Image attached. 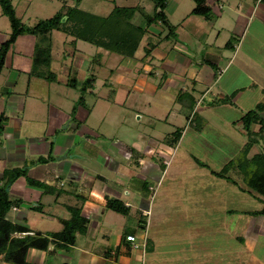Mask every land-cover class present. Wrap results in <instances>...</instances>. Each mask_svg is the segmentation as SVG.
Wrapping results in <instances>:
<instances>
[{"label":"rangeland","instance_id":"rangeland-1","mask_svg":"<svg viewBox=\"0 0 264 264\" xmlns=\"http://www.w3.org/2000/svg\"><path fill=\"white\" fill-rule=\"evenodd\" d=\"M11 1L13 6H18L20 10L18 18L23 16L22 24L25 27H33L39 21L50 19L57 14L62 16V20L66 17L63 15L72 9L104 18L112 13L115 7L130 10L131 22L141 25L143 20L152 17L158 10L153 0H80L77 7L73 0H31L21 1L20 4L16 0ZM174 2L178 4V8L173 14H170L173 6L170 0H167L164 10L174 27L173 39L169 41L168 46H164L166 51L168 48L169 50L174 48L175 52V45L181 46L185 55H188L187 58L192 61V65L199 70L197 80L200 83L196 85L193 94L190 85L187 86L192 96L188 95L194 97V102L204 100L203 105L198 104L199 108L196 107L197 109L194 110L188 109L187 104L190 99L185 92L178 94L175 89L149 92V86L156 87L164 83L161 75L163 71L159 69L160 62L152 63L156 77L144 75L140 73L142 66L135 65L136 61L132 59L121 61L116 54L111 53V56L115 57H110L106 65L103 62L102 65L97 66V62L95 65L92 64L95 76L92 93H83L84 101L77 105L76 112H72L81 92L79 88L75 90L59 85V82L67 83L73 77L78 87L81 84L74 73L68 78V68L72 65L73 52L70 51L72 45H68L69 42L61 45L55 38L48 43H42L38 37L24 34L10 47L8 54L12 58V65L16 67L20 64L27 71L33 69V59L39 46L49 50V71L45 69L46 72L43 73H52L55 80L33 81L31 78L38 87L32 86L33 82H31L33 88L30 89L32 95L47 97L45 86L50 84L54 86L53 92H49V103L45 101L46 98H43V101L27 99V108L32 110H27L21 131L29 135L28 131L35 124L31 133L36 129L34 135L41 138L42 131L46 128V138L49 143L52 142L54 149L51 154L52 163L49 160V165L45 168L49 171L57 167L60 172L59 179L63 180L64 187L58 188L55 192L58 194L60 205H55L53 202L44 204L38 212L32 209L37 198L29 200L30 196L27 194V190L34 188L26 184L24 177L19 178L13 186H10L11 190L6 187L13 202L21 200L20 204L15 202L17 212L11 208L7 218L16 219L17 215L20 218H27L26 225L33 230V233L59 231L62 226L58 219H71L74 212L80 211L88 200L86 194L89 184L82 180V175H77L73 183L76 186L74 190H68L71 179L66 173L69 169L68 165L73 164L83 167L93 175L102 174L104 178L102 183L108 187L115 186L117 182L118 196L113 195V197L122 203L127 201L131 205L127 215H120L111 210H106L104 214L101 210L93 212V215L81 214L88 220L85 229L87 234L80 235L77 245L81 244L82 239H87L91 233V238L108 239L109 248L114 249L112 236L118 235L123 246L128 249L130 235H138L146 231L154 245L153 254L150 255L148 252L145 255L149 264H264V218L244 214L261 210L264 207V197L257 199L239 191V188L247 187L242 181L241 174L236 170H230L228 176L234 179L239 187L211 173L219 172L229 161L236 160L247 143V137L238 120L258 104H264V25L254 22L249 26L237 53L229 64L233 53L230 49L221 47L231 38L232 46L236 47L239 38L233 32L232 34L229 32L228 38L226 37L220 21H216L218 17L216 12L213 13L210 9L209 1L206 3L211 12L208 20L189 13L188 10L194 8L192 0H174ZM24 10L25 14H23ZM187 16L189 19L181 24ZM0 21L8 26L7 31L1 33V41H6L10 32L8 20L0 14ZM165 34L166 32L162 33L161 37ZM149 42L157 44L159 41L152 37ZM213 45L220 49L212 47ZM75 48L84 51L92 61L99 60L100 52L103 54L99 48L82 41H78ZM217 50L220 53H217ZM5 63L8 66L7 61ZM7 69L3 68L0 75V93L3 100L6 97L2 88L5 83L3 75L6 74ZM110 70L122 75L124 80L119 84L114 83V76H111V80L109 77ZM29 77L30 75H22L15 91L24 92ZM217 77L218 81L214 82ZM136 79L145 80L146 86L141 92L132 88V84L129 85V80L134 82ZM239 89L243 91L232 101L218 105V100ZM116 91L122 92V96L117 98L118 96L114 94ZM180 98L184 100V105L176 102ZM87 111H91L93 115L85 125L80 122V118L85 115L83 112L87 113ZM194 114H196L195 124L200 125L203 120L201 131L195 129L194 123L190 126ZM31 115L34 116V120L29 117ZM260 115L264 119V113ZM8 116L10 119L11 115ZM63 121L61 127L59 124ZM4 122H7L6 118L2 124ZM8 125L9 129L12 128L10 131H6L2 125L0 150L5 145L24 148L23 151L28 155V159L23 163L15 157L8 158L3 169L10 170L15 162L17 165L23 163L25 167L33 166L35 160L47 157L29 155L28 152L34 144L21 143L18 137H14L17 131L14 122L8 121ZM67 125L69 127L64 129ZM54 128L58 129L59 136L55 133L51 134L50 129ZM177 128H183L186 132L173 156L168 157L170 162L167 176H164L166 179H162L158 185L161 170L164 168L162 155L157 154L158 148L164 143L169 145L174 138L172 133ZM259 128V125L252 126L254 132H258ZM87 138L89 141H86ZM71 139L73 142L69 147V157L73 156V158L68 162L57 161L60 152L58 149ZM252 140L254 144L248 156L264 151V130L262 136L252 137ZM2 157H4L3 153ZM138 159H140L139 163ZM118 174L125 179L122 177V180L117 181L115 178ZM147 185H151L157 195L152 197L153 191L146 192ZM163 189L172 192L173 196L168 197L169 200L159 194ZM126 192L129 195H126ZM163 199L166 204H170L169 215L158 212L162 207ZM149 202L157 212L148 217L149 212L142 211L143 216H147L146 220L140 213ZM145 220L146 230L139 229V225ZM77 235L79 233H76ZM138 243L142 244V240ZM58 254L46 255L47 264L72 263L71 260L67 262V258ZM28 262L33 264L32 261ZM0 264L7 263L0 262Z\"/></svg>","mask_w":264,"mask_h":264},{"label":"crops","instance_id":"crops-1","mask_svg":"<svg viewBox=\"0 0 264 264\" xmlns=\"http://www.w3.org/2000/svg\"><path fill=\"white\" fill-rule=\"evenodd\" d=\"M16 1H18V4H20L21 1L30 2L31 0H16ZM170 1L173 3L170 14H173L177 10L178 4L176 2H174V0H170ZM176 1H178V0H176ZM208 1H209V3H208ZM11 3H12V1H11ZM206 3L209 4L210 9L213 11V13L216 12V14L218 16L216 21H220L223 32L226 34V37L228 38L229 32H231L230 34H232V32H233L239 38L237 46L233 47V50H231V52L233 53V56L229 61V64H230V62L233 60L235 54L237 53V51H238V49L242 43V38L244 37V34L248 30L249 26L253 25L254 22L255 23H261V25L262 24L264 25V8H263V5H262L260 0H207ZM77 4L78 3L75 2V7H77ZM12 6H13V4H12ZM13 8L15 10L16 16L19 17L20 10L18 9V6L17 7L13 6ZM25 10H24L23 14L26 13ZM187 10H186V12L189 11V13L192 11L191 9H189L188 11ZM0 14H1V10H0ZM92 15H94V14H92ZM1 16H2V14H1ZM22 17L19 18L21 22H22ZM187 19H189V16H187L185 19H183L181 24H184ZM8 25H9V23H8ZM7 27H8L7 24H2V22L0 21V45L5 41V40L1 41V33L3 31H7ZM55 33H57V34H55ZM162 33H163L162 29L159 27V25L151 24L150 27L148 28L147 34L141 40L134 57L131 59L136 61L135 65H141L142 66L140 68V73H143L144 75H153L155 77H156V74L154 73L155 67L152 65V63L153 62L157 63V61L160 62L159 69L163 71L161 75H162V78L164 79V83L163 84L161 83V85L159 87L158 86L155 87L152 85L149 86V92H157L158 90L175 89V91H178V94L181 92H185V95H188L190 93L188 92L187 86L190 85V88L192 91L191 94H193L195 91L196 85H198L200 83L197 80L199 70L194 65H192V61L189 60V58H187L188 55H185V51L183 48H181V46L175 45L176 52L173 50L174 48H172V49L170 48V50L168 48V51H166V46H164V45L168 46L169 41H160ZM9 34H10V32H9ZM61 35H63V36H61ZM49 36H50V40L57 39V42H59L61 45H64L66 42H69L68 45L73 46V47L71 46V50H70L73 52V55H72V65L70 68H68L69 69L68 70V78L70 77V75L72 73H74L77 75L76 77H78V79L80 80L81 83L87 77H89L91 75L94 76V74H93L94 69L92 67L93 66L92 64L95 65V63L97 62L96 66L102 65L103 63H105V65H106V62L109 60L110 57H115V56H111L112 55L111 53H113V52L99 48L103 54H101V52H100L99 53L100 56L98 58L99 60H97V61L93 60L92 61L91 57L89 55H86L84 53V51L77 50L75 48L78 41H74V38H72L71 36H67L66 34L58 32V31L57 32L53 31ZM152 37L155 40H158L159 43H158L157 47L150 53V55L147 56V58L145 60H141V58L144 55L143 49L146 46V44H148V43L151 44L149 41H150V39H152ZM212 47H216L217 49H220V47H217L215 45H213ZM223 47H224V45L221 48H223ZM210 49L212 50V48H210ZM216 52L220 53V51H218V50ZM8 53H9V51H8ZM8 53L6 54V57H5V62L7 61L8 66H6L5 65L6 63L4 62V66L6 68H8L7 69L8 71L6 72V74L3 75L5 83H4V86L2 88L5 90L4 93L6 95L4 100H3V97L1 98V93H0V99H1L0 100V115H3L4 119L6 118V120H7V122H4L2 124L3 128L6 131H10L12 128L9 129L10 126L8 125V121L14 122V127L17 130L14 133L15 134L14 137L15 136H16V138L18 137L21 143L25 142L26 144H29V143L32 145L34 144L31 147V149L29 150L28 154L32 155V156L46 155L47 157H49V156H51L54 148H53V145H51L52 142L49 143L48 138H46V132H47L46 128H45V130L43 129L41 138H38V136L34 135V134H36V129H35V132L31 133V131L34 130L35 124H33L32 129L30 131H28V132H30L29 135H25V133L23 131H21V128H22V125L24 122L23 118H24L25 114H27V110L31 109L29 107L27 108V99L33 98V100H42L43 98H46L45 101H47V103H49V95L51 92H53L54 86L50 85V84H48L47 87L45 86L46 92L48 93L47 97L42 96V95L37 96L36 94L32 95V89H30V87L35 85L33 81L44 80V79H40V78H36V77L32 76V77H29V79H27L24 92L23 91H20V92L15 91V89L17 88L16 86L18 85L17 83H18L19 79L21 78V76L22 75L23 76L29 75L31 71H27V69L25 67H22L20 64L16 65V67H14L12 65V58L10 57V55ZM76 54H77V57H75ZM117 57H119L121 61L122 60H129V59H123L120 55H117ZM116 59L118 60V58H116ZM4 66H3V68H5ZM131 68H133V67H131ZM74 69H76V71ZM0 75H1V73H0ZM129 75H131V72H129ZM111 76H114V83H117V84L121 83L122 80H124L122 75H117L115 72H113V70H110V75H109L110 80H111ZM31 78H33V81H31L32 80ZM162 78H161V80H162ZM132 79H133V77H132ZM138 79L134 80V82H131V80H129V85L132 84V88L141 92L142 89L146 86V83H145V80H138ZM217 81H218V77L214 79V82H217ZM31 82H33L32 86H31ZM53 84H55V82H53ZM66 84H67L66 82L62 83V84H61V82H59V85H63L61 87H67ZM94 85H95V83H93V88H94ZM104 85H106V84H104ZM34 87L37 88L38 85H35ZM92 89L87 90L86 93H88V92L92 93ZM207 90H208V88L206 89V91ZM205 92L203 94H205ZM121 93L122 92L116 91L114 94H115V96H118L117 98H119L120 96H122ZM192 98H194V97H192ZM203 103H204V100L202 102H200L198 100L197 102L194 103V107L192 108V110L197 109L196 107H198V104H200V106H202ZM178 104H180V103H178ZM180 105H184V103H181ZM8 112H9V114H8ZM83 114H85V115L81 116L80 122L82 121V123L86 125V123L89 122V120H88L89 117H91L93 114L91 113V111H87V113L83 112ZM8 115H11L10 119H8V117H9ZM29 117L32 120H34L33 115H31ZM64 121H65V119H64ZM64 121L61 124H59V125H61V127L64 124ZM87 126H89V124H87ZM190 126H191V123H190ZM68 127H69V125L64 127V129H67ZM50 131H51V134L55 133L56 136L60 135V134H58L59 131H58V129L56 130V128L50 129ZM185 132H186V130L183 129V132H182V135H181L179 141L181 140V138ZM30 135H32V136H30ZM86 141H89V139L87 138ZM179 141H178V143H179ZM55 142H57V141H55ZM72 142L73 141L71 139L70 141H67V143L61 149L60 148L58 149V150H60V152L58 153L59 160L57 159V161L66 160L68 162L69 159L73 158V156L69 157V153H70L69 147L71 146ZM178 143L176 144V146L173 149L171 147H168V145H166L165 143L163 145L159 146V148H158L157 154L162 155V158H163L162 164L164 166V168L161 170V174H160V177H159L158 182H157L158 185L162 179H166V177H164V176L167 173V167L169 166V162H170V158H168V157L173 156V153H175V149H176ZM12 147H14V146L5 145L4 148H1V150H0V151H2V153L4 155V157H2V153H0V172L5 170V169H3V167L6 166L5 163H6L8 158L11 159V158L15 157L16 160H19L20 162H23V163L25 161H27V159H28V155L26 154V152L23 151L24 148L18 149V148H15V147L12 148ZM171 149H172V151H171ZM64 156H66V157H64ZM50 161L52 163V159ZM139 161H140V159H138L137 162L139 163ZM49 162L36 164L33 166L31 165L28 167L27 174H28V177L30 179L36 180L38 182L45 184L48 187H51V189H46V192L43 189H36V188L31 189V190H27V194L30 196L29 200H32L31 198H34V197L37 198L36 204H34L33 207L40 206L42 208L44 204H50L51 202H53L55 205H60V202L58 200L59 199L58 194H56L55 192L57 191L58 188H63L64 183H63L62 179H59L60 172H59L57 167H54L53 169H51L49 171L45 168V167H48ZM23 163L20 165H17L15 162V164L11 165V166L13 169L14 168H20V167L23 168V167H25V165H23ZM68 168L69 169L67 170L66 174L69 177V179H71V181H70L71 185L68 188V190H70V191L74 190V188L76 187L73 183L75 182L78 174L82 175V180L89 184L88 185L89 189H88L87 194H86L88 200L85 201V203L83 204L82 209L80 210V215L81 214L91 215L93 212H96L97 210H101V213L104 214L105 211L108 210L107 209V202L109 200H118L116 197H113V195L118 196V191H117V186H116L117 182L115 183L116 184L115 186L110 185L108 187L106 184L102 183V181L104 180L103 176H101L102 174L101 175L100 174H98V175L94 174L93 175V173L85 170L83 167L75 166L73 164L68 165ZM137 176H139V175H137ZM122 177H123V179H125L124 176H121L120 174H118L117 178H115V179H117V181H118V179L122 180ZM142 180H144V178ZM13 184L11 186H13ZM10 188H9V190H11ZM146 188H147L145 190L146 192H152L153 191L152 197H154V195L156 194V191L152 189V186L147 185ZM125 194L129 195V193H127V192ZM159 194L165 196L167 200H169L168 197L173 196V194L170 190L164 191V189ZM150 203L151 202H149V205L146 206V208H143L141 210V213H140L143 218H146V220H147V216H143L144 214L142 213V211L149 212L148 217H151L152 214L156 211L155 207H151ZM161 203H162V207H160L161 209H159L158 212L161 211L162 213L164 212L165 214L169 215L170 212L168 209L170 208V204H166L167 202L164 199L162 200ZM123 204L129 209L131 208V205L129 202L126 201V202H123ZM13 211L17 212V209L14 207ZM229 213H231V212H229ZM43 217H45V216H43ZM82 217H84V216L82 215ZM263 218H264V216H261V219H263ZM8 219L12 222H15V223H24L25 225L27 224V218H25V217L20 218L19 215H17L16 219H11L10 217H8ZM170 219H172V217H170ZM170 219H167V221H170ZM60 220H65V219H60ZM60 220L58 219L59 223L61 224ZM146 220H145V224L139 225V227H138L139 229L146 230V228H147ZM141 225H146V228H144V229L140 228ZM61 226H62V224H61ZM61 229H62V227H61ZM30 231H31L30 234H32L33 230L30 229ZM36 232H38V231H36ZM41 232H42V234H46V233H50L52 231H41ZM53 232H58V231H53ZM84 233L87 234V232H84ZM80 235L81 234L76 236V241H75L74 245L69 246L65 249L58 247L57 244L56 245L51 244L46 251L29 249L28 253H27V260L32 261L33 264L34 263L35 264H47V262L45 261L46 255H52V256L56 255L57 256V254L59 253L58 255L60 257L64 256V258H67L66 259L67 262H69L71 260L72 261L71 264H149L146 262L147 257H145V255H147L148 252L150 255L153 254V247H154L153 241L149 238V233L146 231H144L138 235H134V234L130 235V236H134L136 238L137 243L139 240H142V244L138 243L139 244L138 249H133L130 241H129V248L126 249L123 246V242H121V238L120 237L118 238V235L112 236L114 238V240H113L114 249L109 248V242L110 241L108 239L104 240V239H100L97 237L91 238V236H90L91 233L87 237V239H82L81 244L77 245L76 242H77V239H79ZM17 236H21V235H17ZM240 240H242V239H240ZM242 242H243V240H242ZM62 264H67V263H62Z\"/></svg>","mask_w":264,"mask_h":264},{"label":"trees","instance_id":"trees-1","mask_svg":"<svg viewBox=\"0 0 264 264\" xmlns=\"http://www.w3.org/2000/svg\"><path fill=\"white\" fill-rule=\"evenodd\" d=\"M79 3L80 0H73ZM156 3L157 11L154 12L152 17H147L143 20L141 25H136L131 22V11L126 8L115 7L112 13L104 18L87 14L83 11H76L74 9L69 10L63 16L65 22H62L60 15L42 20L36 23L33 27H25L20 19L16 16L15 10L10 0H0V10L2 16L6 17L10 27L9 38L0 45V73L3 69L5 57L10 47L15 43L18 37L29 34L41 39L42 43H48L50 40V33L52 31H58L71 36L74 41H82L89 43L96 48H102L108 50L117 55H120L123 59H131L134 57L139 44L143 37L147 34L148 28L151 24H157L162 29V32L166 34L160 38V41H170L173 39L174 27L170 24L164 10L167 0H153ZM194 8L190 12L191 15L199 16L205 20L210 19V9L207 6V0H192ZM264 8V0H260ZM232 39V38H231ZM231 39L224 45V49L228 48L233 50ZM236 40V39H234ZM159 43V42H158ZM157 44H146L144 47V55L141 60H145L148 55L157 47ZM49 50L43 47H38L37 53L33 59V69L30 72V77H36L45 79L48 81H54L52 73H43L49 71L50 63ZM46 69V70H45ZM42 72H41V71ZM50 75V76H46ZM94 76L87 77L78 87L76 79H70L67 82V87L72 89H78L81 92L78 102L73 107L72 112H76L77 105L84 101L82 97L83 93L93 88L95 79ZM160 85H158L159 87ZM243 91V89L236 90L227 97L218 100V105L228 104L234 99V97ZM188 108L192 110L194 107V98L190 95ZM178 103H183V99H178ZM232 104V103H230ZM264 113V104H258L253 110L248 111L242 118L238 120L241 123L242 130L247 137V143L236 157L235 161H229L219 172H211L212 175L219 179L227 180L229 183L239 187L234 179L228 176L230 170H236L242 176V181L246 185L245 188H239L243 193H247L252 197L260 199L264 197V151L256 153L252 156H248L251 147L254 144L252 137L262 136L264 130V119L260 115ZM196 114L190 120V123H194L196 120ZM4 116L0 115V133L2 132V122ZM201 123V122H200ZM203 123V120H202ZM201 123V124H202ZM195 124V123H194ZM195 124V129L201 131L202 125ZM253 125H259L258 132L252 130ZM183 132V128H177L172 135V143L168 146L175 147L178 143ZM53 159L49 157H40L35 160L36 164L46 163ZM251 170L249 171V167ZM28 167L14 168L10 170H3L0 172V262L7 264H30L26 257L29 249H35L39 251H46L51 244H57L60 248H67L74 245L76 240V233L82 234L85 232L86 223L88 220L80 215V211L74 212L73 217L69 220H61L62 229L58 232H50L42 234L40 232L31 233L30 229L24 223H15L7 218L8 212L11 208L21 203V200L12 201L9 196V191L6 187L10 186L19 178L24 177L26 184L29 187L36 189H51V187L38 182L36 180L27 177ZM248 189V190H247ZM35 211H41V207H33ZM107 209L120 215H127L129 208H127L119 200H109L107 202ZM251 216H264V207L261 210L254 212H245ZM145 224V221L142 222ZM21 235V236H17ZM242 242V240H240Z\"/></svg>","mask_w":264,"mask_h":264},{"label":"built area","instance_id":"built-area-1","mask_svg":"<svg viewBox=\"0 0 264 264\" xmlns=\"http://www.w3.org/2000/svg\"><path fill=\"white\" fill-rule=\"evenodd\" d=\"M129 241L131 242V246L133 249L139 248V244L136 242V238L134 236H130Z\"/></svg>","mask_w":264,"mask_h":264},{"label":"water","instance_id":"water-1","mask_svg":"<svg viewBox=\"0 0 264 264\" xmlns=\"http://www.w3.org/2000/svg\"><path fill=\"white\" fill-rule=\"evenodd\" d=\"M64 21H65V18L62 19V22H64ZM64 157H66V156H64ZM58 160H59V158H58ZM140 228L144 229V228H146V225H141Z\"/></svg>","mask_w":264,"mask_h":264}]
</instances>
